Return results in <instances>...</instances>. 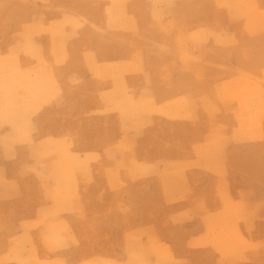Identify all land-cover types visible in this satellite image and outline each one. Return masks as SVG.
Listing matches in <instances>:
<instances>
[{
  "label": "crops",
  "instance_id": "0c3cea01",
  "mask_svg": "<svg viewBox=\"0 0 264 264\" xmlns=\"http://www.w3.org/2000/svg\"><path fill=\"white\" fill-rule=\"evenodd\" d=\"M217 1L218 8L213 6L219 18L218 26L205 28V31L214 35L212 42L217 39L219 83L216 88L196 95L202 98L200 127L196 126L194 132L189 120H178L164 112L168 103L182 100L181 112L191 114L195 109L192 104L195 95L173 87L163 90L165 85L160 78L163 73L159 72L158 87L153 95L154 109L159 112L149 117V126L154 127L157 135L154 143L161 149L153 155L138 153L136 159L141 168L136 185L127 183L124 188L114 187L106 174L110 170L107 167L103 185L95 188L86 182L90 165L88 170L73 171L74 184L58 188L62 199L56 202L51 200L53 187H41L35 179L34 172L39 170L40 163L35 164L34 156L28 153L25 159L20 158L14 151V142L9 147L0 146V264H5L2 259L9 255L8 248L14 240L25 242L24 260L29 256L30 244H34L31 253L52 255L49 260L65 264H263L258 263V259L264 257V232L261 231L264 212L260 215L261 209L264 210L260 195L264 192V110L258 137H243L240 122L259 113L264 106V0ZM113 2L115 0H0V27L7 16L26 18L30 22L33 15H41L72 18L81 24L78 28H107L106 11ZM95 15H102V19L93 25ZM27 26L33 28L32 24ZM105 33L108 41L117 32ZM123 34L121 31L116 36ZM104 58L97 56L96 62L102 65L124 61L122 55L117 59ZM81 61L85 64V58ZM41 63L42 69L45 66L47 70L43 71L42 80L36 82L28 71L33 72ZM2 64H16L14 72L19 74L10 72L9 83L5 82L7 88L0 89V143L6 134L11 135L12 130L18 128L32 131L40 127L44 133L57 112L59 116L65 114L62 108L51 107L54 96L62 99L77 95L68 89L65 79L68 74L63 75V80L60 78L61 69L55 67L54 57L28 56L9 62L7 57L0 56V75L5 71ZM163 64L168 65V62ZM79 74L89 88L85 89V94H78L92 98L95 90L92 73ZM177 80V74L173 73L170 81ZM248 81L255 86L252 91L239 87ZM3 97L5 102L10 97L9 106L1 103ZM25 98L29 100L20 105L19 100ZM39 110L41 125L36 126L35 115ZM72 111L82 113L83 110ZM89 111L93 112V104L83 112ZM214 112L218 116L213 123L209 114ZM58 121V130L49 136L52 134L62 140L69 127ZM29 132L27 136L33 137ZM41 138L36 144L49 140L47 136ZM72 142L86 143L78 135L77 140L73 136ZM196 147L199 153L194 151ZM257 151L263 152L256 154ZM87 155L90 153L76 155L74 163L82 164ZM101 162L103 166L111 165L103 155ZM125 175L128 173L123 172ZM248 177L250 180H246ZM100 193L102 201L98 200ZM114 194L120 196L117 203L128 206L133 213L130 218L128 211L119 224L110 213ZM37 222L61 227V248L47 253L42 243H34L39 233L33 227ZM117 224L121 229L115 231ZM134 242L135 247H130Z\"/></svg>",
  "mask_w": 264,
  "mask_h": 264
},
{
  "label": "rangeland",
  "instance_id": "374dc122",
  "mask_svg": "<svg viewBox=\"0 0 264 264\" xmlns=\"http://www.w3.org/2000/svg\"><path fill=\"white\" fill-rule=\"evenodd\" d=\"M103 1L106 2V0ZM213 4L218 8L217 0H124V2L115 0L113 5L111 4V9L106 11L108 18L105 26L107 28H78L81 26L78 21L66 17L45 18L41 15H33L28 22L26 18L20 20L18 16H7L0 27V56L7 57L9 62L18 60L19 57L34 56L37 59L46 55L54 57L57 60L55 67L61 69L60 78L63 80V75L68 74V78H65L68 89L71 92L74 90L77 95L62 97V99L58 95L54 96L53 101L50 102L51 107L62 108L65 114L62 113L59 116L57 112L49 120L44 133L40 127L32 131L18 128L12 130L11 135H3L5 140L1 141L0 146L9 147L15 143L14 151L22 159H25L26 154H32L35 164L40 163L39 170L34 172L35 179L41 187L49 185L53 187L51 200L56 202L62 199L58 195V188L64 184H74L73 171L77 168L88 170L90 165L92 168L86 182L95 188L103 185L106 177L104 172L108 168L110 170H107L106 174L114 187L124 188V184L127 183L136 185L140 181L138 171L141 168L136 159L138 153L153 155L161 149L154 143L157 137L154 127L149 126V117L159 112L153 105V95L157 89L155 87H158L156 84L159 83L157 79L160 76L159 72L163 73L160 77L165 85L163 90L169 91L173 87L188 90L195 95L192 102L195 109L189 115L181 112L182 100L168 103L164 107V112L169 116L172 114L178 120H189L194 132H196V126L200 127L202 121L200 113L202 98H197L196 95H201L206 89L216 88L219 83L217 39L212 42L214 35L205 31V28H217L219 23ZM100 19L102 15L93 16V25ZM16 24L19 25L16 27ZM28 24H32L33 28L28 27ZM187 28H193V30L188 31ZM105 31L117 32L116 35L124 31V34L122 37L112 35L107 41ZM119 55L123 56L124 61L102 65L96 62L99 60L96 59L97 56L100 59H105L106 56L117 59ZM81 58H85V64L82 63ZM169 58L172 60L171 64H169ZM163 62H168V65H164ZM13 65L2 64V69H5L0 75V79H5L0 81L2 91L4 87L7 88L5 82L9 83L10 72L19 74L14 72L17 65ZM35 68L33 72L28 71V75L33 74L38 82V79L42 80L43 71L47 68L43 66V70L42 63ZM84 71L93 75L92 87L95 90L92 98L78 94L79 92L85 94L87 92L85 89L89 88L79 74ZM173 73L177 74V81H170ZM50 80L53 82L51 77ZM239 87L252 91L255 86L248 81L243 82ZM31 88L34 90L33 85ZM9 99L5 102L3 97L1 103L9 106L11 104ZM26 99L29 100V98L20 99L19 104H24ZM37 104L39 107L40 103L37 102ZM91 104H93V112H83L85 109L88 110ZM75 108L82 109V113L73 112ZM263 110L264 106H261L259 113L242 118L240 132L243 137L259 136ZM41 114L39 110L35 115L36 126L41 125ZM209 115L210 120L213 121L218 113ZM241 115H246V112L243 111ZM59 119L60 125L69 127L62 136V140H57L56 136H51L52 134L49 136V133L58 130ZM27 131H30V134L33 133V137L27 136ZM77 135L86 143L81 145L71 143L73 136L77 140ZM11 136L15 138L12 139ZM43 136L49 137V140L36 144ZM32 140L34 143L31 142ZM241 150L244 151L243 148ZM194 151L200 152L197 147ZM259 152L263 151H257L256 154ZM81 153H90V155L86 156L82 164L76 165L74 158ZM102 155L111 163L110 166H103ZM45 158L48 160L46 161ZM42 159L43 164H41ZM252 161L251 163L255 166V160ZM249 169L248 167L247 170ZM123 172L128 175L123 176ZM121 177L127 179L122 180ZM246 180H250L249 177ZM241 182L243 183V180ZM260 195L263 198L262 206H264V192ZM102 196L101 193L98 194L99 201H102ZM119 199V194H114L111 198V202L114 203L113 209H110L114 222L118 224L123 220L122 216L127 215L129 211L128 206L117 203ZM263 212L264 210L261 209L260 215ZM132 216L133 213L130 210L129 217L132 218ZM124 220H127L126 217ZM118 224L115 231L121 229ZM33 227L39 230L38 239H35L34 243H42L47 253L61 248L59 237L63 232L60 226H46L42 222H37ZM261 231L264 232V223H262ZM23 245L25 242L14 240L8 248L9 255L3 258L2 262L5 264H65L60 260H49L52 255L31 253L34 251L32 248H35L34 244L32 246L30 244L27 251L29 256L26 257L27 260H24ZM134 245L135 242L130 247H135ZM259 262L264 264V257L258 259Z\"/></svg>",
  "mask_w": 264,
  "mask_h": 264
}]
</instances>
